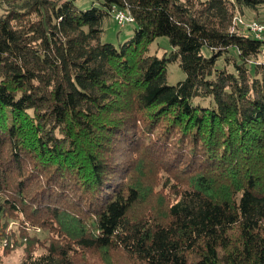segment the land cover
Here are the masks:
<instances>
[{
    "label": "trees",
    "instance_id": "1",
    "mask_svg": "<svg viewBox=\"0 0 264 264\" xmlns=\"http://www.w3.org/2000/svg\"><path fill=\"white\" fill-rule=\"evenodd\" d=\"M92 4L0 0L5 251L22 247L17 264H264V33L237 20H258L244 16L264 0ZM117 10L136 24L118 45L103 41ZM173 61L185 77L170 84Z\"/></svg>",
    "mask_w": 264,
    "mask_h": 264
},
{
    "label": "rangeland",
    "instance_id": "2",
    "mask_svg": "<svg viewBox=\"0 0 264 264\" xmlns=\"http://www.w3.org/2000/svg\"><path fill=\"white\" fill-rule=\"evenodd\" d=\"M79 9H87L93 5V0H75ZM98 5V3H95ZM3 12L2 8H0V15ZM247 16L244 18L247 20L248 17L250 20L253 17H256L258 20L264 22V5L259 6L257 9H248ZM105 31L103 33V41L113 42L118 45L120 42H123L134 34L136 24L134 22L126 23L121 26L117 24L112 17H107L104 22ZM172 45L167 36H159L157 39L151 44L150 52L152 54H157L158 56H163L164 53L169 52L172 49ZM205 52L209 54L207 48H204ZM185 72L180 66L179 61L169 62L167 65V81L170 84H175L180 80L184 79ZM197 101L205 104L207 102L206 99L197 98ZM11 222V226H12ZM41 233V231H38ZM0 240V264H17L20 262L23 256V249L21 246L14 248L13 250L6 252L4 249V242ZM7 247V246H6ZM13 248V247H12Z\"/></svg>",
    "mask_w": 264,
    "mask_h": 264
},
{
    "label": "built area",
    "instance_id": "3",
    "mask_svg": "<svg viewBox=\"0 0 264 264\" xmlns=\"http://www.w3.org/2000/svg\"><path fill=\"white\" fill-rule=\"evenodd\" d=\"M114 18L117 21V23L121 26L128 22H133L134 18L131 14L123 11V10H117L114 12ZM238 22H241L245 24L251 32L257 37L262 38L264 33V23L258 21V20H252L250 22H244L242 18H237ZM263 54H264V48H263ZM264 56V55H263ZM6 243V242H5Z\"/></svg>",
    "mask_w": 264,
    "mask_h": 264
}]
</instances>
